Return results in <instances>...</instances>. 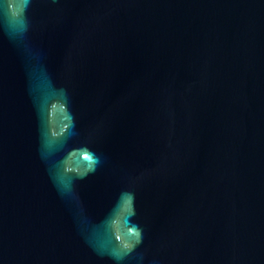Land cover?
<instances>
[{"label":"water","instance_id":"obj_1","mask_svg":"<svg viewBox=\"0 0 264 264\" xmlns=\"http://www.w3.org/2000/svg\"><path fill=\"white\" fill-rule=\"evenodd\" d=\"M0 264H264V0H0Z\"/></svg>","mask_w":264,"mask_h":264}]
</instances>
